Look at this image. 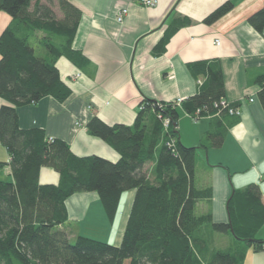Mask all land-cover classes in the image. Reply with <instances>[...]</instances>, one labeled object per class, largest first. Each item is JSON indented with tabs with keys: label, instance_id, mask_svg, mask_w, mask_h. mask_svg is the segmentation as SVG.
I'll use <instances>...</instances> for the list:
<instances>
[{
	"label": "trees",
	"instance_id": "16d2710c",
	"mask_svg": "<svg viewBox=\"0 0 264 264\" xmlns=\"http://www.w3.org/2000/svg\"><path fill=\"white\" fill-rule=\"evenodd\" d=\"M57 2L61 18L51 0H0V12L11 17L0 34V98L6 102L0 107V142L10 156L9 161L0 162V168L9 167L12 177L0 176V264H242L244 254L239 251L212 249L207 227L214 233L231 234L255 252L264 251V240L256 237L264 225L258 186L234 190L228 223L215 222L212 213H196L197 203L213 197L212 188L199 189L195 184L198 150L220 147L224 131L207 132L199 146H185L179 140L181 108L189 115L200 109L202 117H234L226 111L216 115V105L226 99L220 60L188 64L199 82L198 90L180 107L174 101L145 98L132 125H108L92 117L88 132L113 147L121 155L118 162L77 157L67 142L48 137L43 129L20 127L19 107L48 96L61 102L71 96L57 68L59 58L65 56L81 67L88 64L72 48L81 13L68 0ZM233 7L232 1L225 2L204 23L213 24ZM248 22L262 32L264 7ZM191 24L188 17L174 18L153 54L163 55L172 37ZM35 38L43 54H37ZM259 83L264 109V72ZM158 114L170 118L167 129ZM151 115L153 124L148 122ZM169 142L174 145L169 147ZM149 162L154 164L150 176L144 171ZM42 167L60 173L57 185L40 184ZM130 190L136 194L120 245L84 235L71 242L59 230L68 220L66 201L73 194L97 192L113 223L123 194Z\"/></svg>",
	"mask_w": 264,
	"mask_h": 264
},
{
	"label": "crops",
	"instance_id": "0c3cea01",
	"mask_svg": "<svg viewBox=\"0 0 264 264\" xmlns=\"http://www.w3.org/2000/svg\"><path fill=\"white\" fill-rule=\"evenodd\" d=\"M68 1L81 13L72 48L81 52L88 64L81 67L65 56L59 58L57 68L62 81L71 89V96L64 102L48 96L36 104L19 107L20 127L43 129L48 137L67 142L77 157L99 156L118 162L121 155L88 132L90 119L97 116L108 125H132L145 98L160 102L188 99L197 93L199 84L188 64L218 59L226 99L238 105L241 115L203 116L194 121L181 108L178 121L179 140L185 146H199L207 132L225 133L220 147L198 150L195 184L199 189L212 188L213 197L211 201L197 203L196 213H212L215 222L228 223V203L234 190L253 185L259 187L264 202V109L259 98V77L264 72V30L259 32L248 22L252 14L264 7V0H156L151 7L144 6L141 0ZM227 1L234 4L230 12L213 24L204 23L210 13ZM121 7L129 8L123 23L116 18ZM178 16L188 17L192 24L172 37L163 55H154V48ZM10 21V15L0 12V34ZM37 41L33 39L32 44L42 54ZM5 103L0 98V107ZM153 121L151 115L148 122ZM9 159L0 142V162ZM150 163L153 164H145V172ZM10 174L9 167L0 168L2 178L11 179ZM59 181L60 173L55 169H40V184L57 185ZM135 194L136 190L123 194L117 217L111 223L97 192L75 193L66 201L68 220L59 230L65 231L71 241L79 235V231L72 233L73 222L80 228L92 220L94 226L90 228L98 229V222L109 229L101 237L120 245ZM98 207L101 208L97 210ZM206 231L212 249H231L230 245L220 247L215 237L230 239L235 246L232 250L244 254L242 264H264V251L255 252L231 234L219 236L209 227ZM256 237L264 240V225Z\"/></svg>",
	"mask_w": 264,
	"mask_h": 264
},
{
	"label": "built area",
	"instance_id": "2783aa9c",
	"mask_svg": "<svg viewBox=\"0 0 264 264\" xmlns=\"http://www.w3.org/2000/svg\"><path fill=\"white\" fill-rule=\"evenodd\" d=\"M141 3L144 6L151 7V6L156 5L157 2H156V0H141ZM128 13H129L128 7H121L117 12V16H116L117 21L119 23H123L126 16L128 15ZM185 100H186V98H178L174 102L177 104V106L180 107ZM216 107H218V112L216 115H219V114H221V112L223 113L225 111L228 112L230 115H233V116H240L241 115L240 108L239 107H233L232 104L227 99H222L220 104L216 105ZM189 116L192 118V120L198 121L202 117L201 116V110L198 109L193 115L191 114ZM158 118L161 120L164 128L167 129L170 125V122H171L170 118L165 117L162 114H158ZM173 145H174V142L168 143L169 147H171Z\"/></svg>",
	"mask_w": 264,
	"mask_h": 264
},
{
	"label": "rangeland",
	"instance_id": "374dc122",
	"mask_svg": "<svg viewBox=\"0 0 264 264\" xmlns=\"http://www.w3.org/2000/svg\"><path fill=\"white\" fill-rule=\"evenodd\" d=\"M51 4H52V6H53V8H54V10H55V12H56V15H57V17L58 18H61L62 17V12H61V10H60V8H59V4H58V2H57V0H51ZM50 4V5H51ZM43 50V49H42ZM39 52H37V54H38ZM43 53H44V50H43ZM42 53V54H43ZM146 171L150 174V173H152V171H153V164H149L148 166H147V169H146ZM10 178V177H9ZM8 178V179H9ZM101 207H98L97 208V210L98 209H100ZM106 214V213H105ZM73 224L75 225H73V226H71L72 227V233H76V232H78L79 231V235H84V236H87V237H91V238H95V239H98V240H101V241H103V242H109V240H107V238L106 237H101V235L102 234H107V233H109V232H107V231H105V230H109V229H106V228H104L103 226H101L98 222H97V226L100 228H98V229H96V228H90L89 226H94V222L92 221V220H88L87 222H85V225H83L82 227H78L77 228V226H79L78 225V223L77 222H73ZM101 224H104L103 222L101 223ZM74 227H76V228H74ZM74 230H75V232H74ZM107 232V233H106ZM216 235L218 234L219 236H221V235H223V234H220V233H215ZM78 235V236H79ZM74 239L75 238H73L72 240H71V242H73L74 241ZM215 239H216V244H221L220 245V247H223L222 245H230L231 246V249H235V246L233 245V241H230V239H220L219 237H215Z\"/></svg>",
	"mask_w": 264,
	"mask_h": 264
},
{
	"label": "water",
	"instance_id": "95a60500",
	"mask_svg": "<svg viewBox=\"0 0 264 264\" xmlns=\"http://www.w3.org/2000/svg\"><path fill=\"white\" fill-rule=\"evenodd\" d=\"M232 232H233V230H232Z\"/></svg>",
	"mask_w": 264,
	"mask_h": 264
}]
</instances>
